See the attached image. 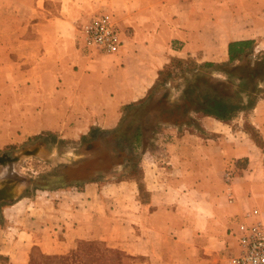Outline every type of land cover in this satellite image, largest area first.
<instances>
[{
  "label": "crops",
  "instance_id": "1",
  "mask_svg": "<svg viewBox=\"0 0 264 264\" xmlns=\"http://www.w3.org/2000/svg\"><path fill=\"white\" fill-rule=\"evenodd\" d=\"M101 13L125 33L118 55L78 45L79 24ZM229 45L244 49L241 59L264 51V0H0V151L46 133L77 140L114 129L172 60L228 63ZM199 123L196 133L173 127L164 150L143 154L141 184L77 191L78 215L93 208L94 224L109 222L78 238L123 243L145 264H230L236 221L258 210L264 223V98L229 124ZM113 222L124 234L113 236ZM23 234L0 246V264H27L34 235Z\"/></svg>",
  "mask_w": 264,
  "mask_h": 264
},
{
  "label": "rangeland",
  "instance_id": "2",
  "mask_svg": "<svg viewBox=\"0 0 264 264\" xmlns=\"http://www.w3.org/2000/svg\"><path fill=\"white\" fill-rule=\"evenodd\" d=\"M263 55L264 51L257 54L248 53L245 58L235 64L213 63L208 67H204L205 63L198 62L195 57L181 60V65L172 67L177 76L174 77L173 73L170 77L164 76L144 99L149 102L145 113L144 111L130 112L123 108L122 119L116 128L97 129L96 132H93L96 137L87 136L88 138H101L97 142H91L90 139L83 142L81 138L77 140L57 138L55 135L46 133L28 139L21 137L20 141L4 148L0 151V157L4 155L11 158L18 157L19 162L0 164V179L19 178L21 183L17 186L18 197L14 201L15 205L12 204L13 202L0 204V246L7 249L14 247L16 238L29 231V234L32 233L34 236L30 243L31 251L25 257L27 264H43V256L67 255L83 241L103 242L108 247L118 249L130 256L129 263L145 264V258L128 253L123 243L115 246L110 241L92 237L78 238L92 232L95 225L104 228V225L109 222L97 220L94 224L92 215H90V211L94 212L93 208H90L89 216L85 213L78 215L74 211L76 207V210L82 209L77 193L79 190L76 187H67L69 182L64 180L66 174H69L70 171L78 174L85 167L97 166L98 162L108 167L111 166L108 175L110 180L104 183L119 182V179L125 176L127 178L125 181H138L141 184L140 171L135 173L134 162L128 161V158L131 160L133 157L131 148L128 147L123 151L118 150L115 144L105 143L104 138H135L137 126L143 124L144 151L164 150L166 144L174 137L173 127L175 126L158 122L155 118V115L160 113V107L157 104L159 101H163V108H172L179 104L182 101L183 91L197 73L205 75L213 82L226 80L235 86L236 78H229L227 73L235 71L238 74L242 68H253ZM197 70L198 72H196ZM257 83L260 93H263L261 96H264V73L259 77ZM199 118L200 116L193 114L192 119H188L190 120L188 126H179L181 131L190 129L196 133V129H200ZM238 126L239 123H234V128ZM246 129L253 138L259 140L258 133L251 125H247ZM114 131H118V133ZM94 145L95 148L90 150V147ZM118 151L123 152V155L127 157L122 160L124 164L121 166L115 164L114 157ZM44 187L50 190H43ZM62 190L65 191L60 192ZM6 208L12 209L8 211ZM120 210L123 213V208ZM6 214L8 215L7 219ZM112 224L114 225L113 236L124 234V230L120 226L122 224H115V222ZM102 232V235L108 236L103 230Z\"/></svg>",
  "mask_w": 264,
  "mask_h": 264
},
{
  "label": "trees",
  "instance_id": "3",
  "mask_svg": "<svg viewBox=\"0 0 264 264\" xmlns=\"http://www.w3.org/2000/svg\"><path fill=\"white\" fill-rule=\"evenodd\" d=\"M243 53L244 49L236 50L233 45H229L228 63H237L238 60L240 61L242 58L241 56ZM181 63V60H172L171 63L160 72L158 80L153 87H155L164 76L170 77L173 73L174 77H176L177 75L174 74L172 67L181 65ZM212 65L213 63H205L204 67ZM196 72H198V70ZM263 73L264 55L253 68H242L238 74L235 73V71L227 73L229 78H236L235 86L226 80L213 82L205 75L197 73L194 78L189 81L187 87L183 91L182 101L179 104L172 108H163V101L157 103L160 107L161 114L155 115V118L158 122L179 127L181 125L188 126L190 124V120L188 119H192V115L195 114L200 117H213L218 121L229 124L240 118L242 114L248 113L256 106L261 98H264V96H261L263 93H260L259 84L257 83L259 77H261ZM144 99L127 105L124 108L130 112L144 111L145 113L149 102ZM97 129L98 128L93 129L87 136L96 137V135H93V132H96ZM143 130V124H139L136 128L135 138H104V141H106L105 143L111 142L115 144L118 150L123 151L128 147L131 148L133 157H131V160L128 158V161L134 162V172L137 173L140 171V176L142 175L140 162L145 153L143 149ZM114 132L118 133V131ZM87 136H83L81 140L84 142L90 139L91 142H97V140L101 139L88 138ZM93 148H95V145L90 147V150ZM125 158L127 157L123 155V152H116L114 157L116 160L115 164L117 166L123 165L124 162H122V160ZM110 170V165L108 167L103 163L97 162V166L93 168L85 167L81 169L78 174H75L74 171H70L69 174H66L64 180L69 182L67 187H76L81 191L87 184L108 182L110 180L108 176ZM125 180H127V178L124 176L119 179V182ZM43 190L50 189L44 187ZM128 259H130V256L118 249L108 247L103 242L83 241L75 250L69 252L67 255L43 256L42 262L43 264H133L129 263Z\"/></svg>",
  "mask_w": 264,
  "mask_h": 264
},
{
  "label": "built area",
  "instance_id": "4",
  "mask_svg": "<svg viewBox=\"0 0 264 264\" xmlns=\"http://www.w3.org/2000/svg\"><path fill=\"white\" fill-rule=\"evenodd\" d=\"M124 35L112 14L101 13L79 24L77 42L87 51L115 56L124 45ZM258 215V210H252L236 221L237 252L230 254V264H264V223L256 220Z\"/></svg>",
  "mask_w": 264,
  "mask_h": 264
},
{
  "label": "water",
  "instance_id": "5",
  "mask_svg": "<svg viewBox=\"0 0 264 264\" xmlns=\"http://www.w3.org/2000/svg\"><path fill=\"white\" fill-rule=\"evenodd\" d=\"M35 151V150H34ZM36 152V151H35ZM32 154V153H28ZM19 162L18 157L11 158L8 155L0 157V164H14ZM21 183L19 178H2L0 179V204L4 202H14L17 195V186Z\"/></svg>",
  "mask_w": 264,
  "mask_h": 264
}]
</instances>
